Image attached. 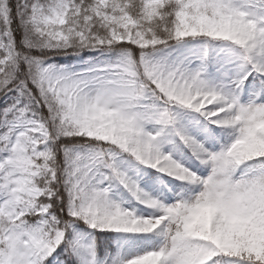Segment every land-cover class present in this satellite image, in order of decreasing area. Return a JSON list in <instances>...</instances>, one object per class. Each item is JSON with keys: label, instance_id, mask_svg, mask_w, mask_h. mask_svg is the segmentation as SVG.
Listing matches in <instances>:
<instances>
[{"label": "snow or ice", "instance_id": "obj_1", "mask_svg": "<svg viewBox=\"0 0 264 264\" xmlns=\"http://www.w3.org/2000/svg\"><path fill=\"white\" fill-rule=\"evenodd\" d=\"M0 264H264V0H0Z\"/></svg>", "mask_w": 264, "mask_h": 264}]
</instances>
